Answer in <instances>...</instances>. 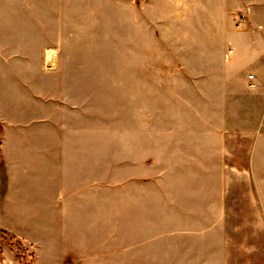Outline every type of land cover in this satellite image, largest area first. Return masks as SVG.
Segmentation results:
<instances>
[{
    "label": "rangeland",
    "instance_id": "374dc122",
    "mask_svg": "<svg viewBox=\"0 0 264 264\" xmlns=\"http://www.w3.org/2000/svg\"><path fill=\"white\" fill-rule=\"evenodd\" d=\"M29 2L44 75L21 118L78 142L69 166L99 185L84 238L116 264H264V0ZM31 251L0 227V264Z\"/></svg>",
    "mask_w": 264,
    "mask_h": 264
},
{
    "label": "crops",
    "instance_id": "0c3cea01",
    "mask_svg": "<svg viewBox=\"0 0 264 264\" xmlns=\"http://www.w3.org/2000/svg\"><path fill=\"white\" fill-rule=\"evenodd\" d=\"M18 1L15 6V0H0V67L6 70L3 88L10 107L7 114L0 106L4 175L0 213L15 216V230L0 227L15 231L29 245L34 264H116L114 253H101L98 243L93 246L83 236L82 225L94 218V209L98 212L99 185H83L76 178L81 169L73 154L75 166H69L68 144H75L70 151L77 153L78 142L68 141L66 135L52 136L50 119L33 118L35 113L21 118L23 110L36 103L31 97L38 95L30 81L44 74L34 67L43 58L35 55V45L29 43L33 7L30 0ZM17 97L27 103L26 108L15 104Z\"/></svg>",
    "mask_w": 264,
    "mask_h": 264
},
{
    "label": "built area",
    "instance_id": "2783aa9c",
    "mask_svg": "<svg viewBox=\"0 0 264 264\" xmlns=\"http://www.w3.org/2000/svg\"><path fill=\"white\" fill-rule=\"evenodd\" d=\"M242 17H243V15H242ZM247 85H248V87L249 88H255L256 86H257V79H256V76H255V74H249L248 76H247Z\"/></svg>",
    "mask_w": 264,
    "mask_h": 264
},
{
    "label": "bare ground",
    "instance_id": "6f19581e",
    "mask_svg": "<svg viewBox=\"0 0 264 264\" xmlns=\"http://www.w3.org/2000/svg\"><path fill=\"white\" fill-rule=\"evenodd\" d=\"M52 53H53V50H50V51L48 52V56H47L48 61H50V60L52 59ZM48 65H49V63H48ZM51 66H52V65H51Z\"/></svg>",
    "mask_w": 264,
    "mask_h": 264
},
{
    "label": "trees",
    "instance_id": "16d2710c",
    "mask_svg": "<svg viewBox=\"0 0 264 264\" xmlns=\"http://www.w3.org/2000/svg\"><path fill=\"white\" fill-rule=\"evenodd\" d=\"M0 158H1V160H2V155H0ZM3 234H4V232H3Z\"/></svg>",
    "mask_w": 264,
    "mask_h": 264
}]
</instances>
